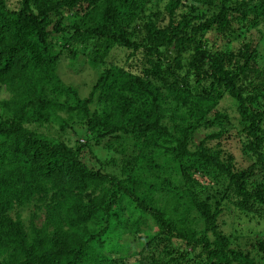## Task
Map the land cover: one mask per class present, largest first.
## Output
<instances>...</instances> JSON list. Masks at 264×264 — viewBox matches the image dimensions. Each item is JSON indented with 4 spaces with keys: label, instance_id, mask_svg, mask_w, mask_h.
Listing matches in <instances>:
<instances>
[{
    "label": "trees",
    "instance_id": "obj_1",
    "mask_svg": "<svg viewBox=\"0 0 264 264\" xmlns=\"http://www.w3.org/2000/svg\"><path fill=\"white\" fill-rule=\"evenodd\" d=\"M2 93L0 264H264V0H0Z\"/></svg>",
    "mask_w": 264,
    "mask_h": 264
},
{
    "label": "rangeland",
    "instance_id": "obj_2",
    "mask_svg": "<svg viewBox=\"0 0 264 264\" xmlns=\"http://www.w3.org/2000/svg\"><path fill=\"white\" fill-rule=\"evenodd\" d=\"M156 1V0H153ZM7 4L10 8H16L18 4V0H7ZM245 30L242 29V32ZM248 35H250L248 33ZM253 37L257 36L255 31H252ZM115 59L118 61L121 59V55L117 54ZM59 75L61 79L69 86L75 87L79 90L82 95H86L89 91L90 85L92 84L96 73L89 68L85 63L84 65H78L77 67H72L65 61H62L59 69ZM6 94L2 93L0 97H4ZM218 109L220 111L227 112L232 118H235L234 112V104L233 102L225 98L219 105ZM72 127L76 128V125H72ZM31 129L38 130L42 133H47L49 136L59 137L57 128L54 127L52 124L49 126L48 129L41 127L36 128V126L31 127ZM71 137L74 136L66 134L64 137ZM60 138V137H59ZM71 141V144H73ZM84 143V142H83ZM226 149L230 150L231 152L235 153V159L237 162H241L242 158L240 153L237 151V145L235 141H229L225 144ZM92 149V148H91ZM87 151V149L85 150ZM90 151V150H89ZM264 152V148H263ZM86 153V152H84ZM97 158L99 160H107L110 156L107 151L104 149L94 147L92 149V154H87V157ZM118 159V157H117ZM119 161V159H118ZM243 165V162H241ZM249 164H244L243 166H248ZM23 222L27 225V213H21ZM250 216H246L244 214H240L234 209L225 210L222 215L218 219V227L220 232L225 236H232L233 238H237L235 240L238 243L239 247L244 250H250V244L254 243L253 239L255 237H264V219L257 220V219H249Z\"/></svg>",
    "mask_w": 264,
    "mask_h": 264
}]
</instances>
